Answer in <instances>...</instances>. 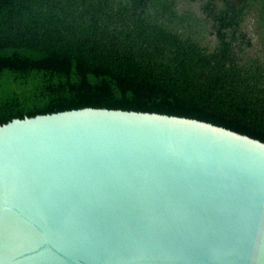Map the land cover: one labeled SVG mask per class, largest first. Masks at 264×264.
<instances>
[{
  "label": "water",
  "instance_id": "95a60500",
  "mask_svg": "<svg viewBox=\"0 0 264 264\" xmlns=\"http://www.w3.org/2000/svg\"><path fill=\"white\" fill-rule=\"evenodd\" d=\"M0 264H264V143L123 101L0 125Z\"/></svg>",
  "mask_w": 264,
  "mask_h": 264
},
{
  "label": "trees",
  "instance_id": "16d2710c",
  "mask_svg": "<svg viewBox=\"0 0 264 264\" xmlns=\"http://www.w3.org/2000/svg\"><path fill=\"white\" fill-rule=\"evenodd\" d=\"M71 100L264 143V0H0V125Z\"/></svg>",
  "mask_w": 264,
  "mask_h": 264
}]
</instances>
